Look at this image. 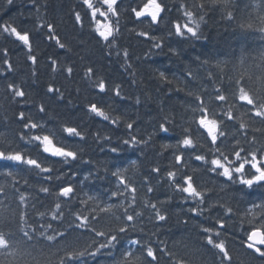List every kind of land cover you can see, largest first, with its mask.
I'll return each instance as SVG.
<instances>
[{
	"label": "snow or ice",
	"instance_id": "1",
	"mask_svg": "<svg viewBox=\"0 0 264 264\" xmlns=\"http://www.w3.org/2000/svg\"><path fill=\"white\" fill-rule=\"evenodd\" d=\"M14 3L15 0H6L9 7ZM24 3L30 10L35 9L36 19L33 28L31 30L26 28L24 20L17 23V20L9 18L0 22V36L17 44L20 51L26 53V63L32 67L31 76L38 78L36 66L39 57L34 52L33 31L42 34L47 43L54 42V47L64 50L66 54L72 49L61 39L53 23L43 21L40 14L43 6L40 0H24ZM124 4L125 0H98V4L94 3V0H81V10L74 11V27L81 31L89 29L92 39L101 47L104 54L109 57L115 54L122 66L129 70L134 67L131 55L129 50L119 43L123 33L121 20L124 19L121 15V5ZM180 7L187 17V22L181 27L179 18L169 19L168 35H174L180 40L200 39L201 23L205 15L199 14V19H196L193 11H189L183 4ZM198 7L201 13H204L206 8L211 11L219 7L225 13L226 19H235L233 12L228 11L234 7V0H206V3H201ZM257 7L261 9L258 17L261 26L257 27L249 20L241 23L240 27L244 30L258 31L264 37V7L261 5ZM166 11L168 9L163 0L159 2L146 0L141 4L131 0L124 9L127 19L133 24L148 25L154 29L159 28L164 22ZM20 15L30 19L31 11L28 15L23 12ZM99 17L103 18V22ZM85 20H88L87 24ZM129 31L134 32L137 37H142L143 41H151L148 52L144 53L145 59L164 47L154 32L136 31L135 28ZM169 50L172 55L178 54L175 48ZM2 55L4 58L0 79L7 80L6 73H12L14 68L7 59L9 55L7 48H4ZM245 59L242 54L241 64ZM260 60L261 64L257 67L264 73V52L261 53ZM200 63L207 65L210 61L203 59ZM224 63L227 61H217L216 67L219 68ZM46 64L52 73L64 75L65 79H70L74 75L73 66L60 67L57 52L46 58ZM130 74L133 77L136 75L134 71ZM198 75L199 73L194 74L189 70L185 74V80H195ZM85 78L90 81L89 87L94 90L95 95L101 97L88 101L87 113L113 126H119L122 120L130 121L126 123V138L121 141L127 148L147 146L154 136L164 140L175 127L180 126L181 133L175 137V143L161 144L165 150L172 149L173 159L164 168L153 165L139 181L126 175L130 170L133 172L138 170L135 160L127 167L116 166L109 169L104 165L106 172L110 173L107 183L114 186L104 189L102 194L85 193L87 199H81L73 183H54L60 181L62 175L56 174L54 165L77 160L81 149L66 146L63 137L57 138L55 133L45 127L43 121L48 115V108L43 101L40 102L35 116L30 113L26 117L25 111L19 110L15 116L18 127L22 128L18 139L13 134L11 138L5 137V141L0 143V162L8 169H0V178L4 181L0 183V197L3 198L0 199V223L8 229L0 230V256L5 258L0 260V264H88L89 258L96 259L104 254L103 250H107L106 254L111 256V250L117 248L122 239L127 247L120 252V258L116 259L114 264H161L162 260L163 264H202L200 249L206 246L214 250L212 264H232V256L226 241L221 237L228 230L229 221H233L232 228L235 229L233 217L238 215L239 203L235 201V197L231 202L224 201L219 193H226L235 185L244 189L264 187V143L257 147L258 137L252 135L249 138L250 130L264 137V74L257 77L259 87H250L242 74L239 79H234L227 85L221 82L220 86L214 87L212 91H201L199 87L188 88L187 95L190 99L186 103L191 119L189 120L186 114L185 123L181 126L174 118L165 116L153 126L150 133H147L148 139L136 134V121L131 120L126 113L112 115L115 111L113 104L103 100V95L109 92L105 78H97L92 66L86 68ZM208 78L214 83L220 81V77L211 72ZM159 79L171 83L164 72L159 73ZM248 79L252 80L253 77L249 76ZM185 87L187 88V84ZM5 91L11 94L6 96V99L19 104L23 109L22 102L28 95L24 86L9 82ZM44 95L50 101L65 99L63 90L54 83L47 85ZM110 99L113 101L126 99L120 84L114 86ZM135 102L140 105L141 98L137 97ZM68 103L71 104L72 101L69 100ZM224 105L229 106L227 111ZM238 106L243 109L242 115L247 116V121L239 122L237 125L238 117L233 109ZM62 131L77 144L86 140L85 134L77 126H63ZM95 135L98 142L100 133L97 132ZM240 137H243V143ZM103 140L111 142V137L104 135ZM245 144L248 147H245ZM31 151H37V155L33 156ZM109 151L118 154L121 148L115 145ZM193 161L198 163L194 165ZM32 176L36 177L35 191L29 200L18 185L23 181L25 186L32 187L30 183ZM89 179L88 176L84 177V181ZM98 179L104 180L105 177ZM210 184L212 187H209ZM165 185L167 192L164 199L151 195L158 187L164 188ZM141 191L145 193L143 199L139 195ZM17 193L19 203L13 210L10 201L16 199ZM53 196L54 207L47 203ZM176 199L180 204L188 205L186 209L180 210L181 213L187 212L188 216L182 217L177 213V222L188 225L193 219L197 221L195 225L197 240L185 245L190 248L187 259L177 257L166 245L158 247L150 238L145 241L142 235H131L138 229L140 233H145L147 224H151L157 231L167 224L170 219L168 206ZM5 201H9L7 206H4ZM89 202L95 205L91 211L85 212L77 206V204L86 206ZM232 203L237 204L236 209L232 207ZM66 206H69L68 212H65ZM29 207L31 212L28 211ZM254 209H259V214L255 213ZM245 212L251 214L252 219L247 221V227L241 224L242 245L254 253L255 257L264 258V200L258 203L251 202L250 208L245 206ZM34 214L38 218H35ZM12 224H16L15 232L11 230ZM28 224H31V231L25 230V225ZM74 234L76 240L71 241L69 237ZM152 235L156 233L153 232ZM85 236L88 239L81 242V238ZM159 243L165 244L164 241ZM7 257H11L12 260L7 261ZM261 264H264V260Z\"/></svg>",
	"mask_w": 264,
	"mask_h": 264
},
{
	"label": "trees",
	"instance_id": "2",
	"mask_svg": "<svg viewBox=\"0 0 264 264\" xmlns=\"http://www.w3.org/2000/svg\"><path fill=\"white\" fill-rule=\"evenodd\" d=\"M143 2H146V0H136V4ZM94 3L98 4V0H94ZM128 3H131V0H125V4L121 5V15L124 19L121 20L123 33L119 43L129 50L133 69L126 70L117 60L115 54L111 57L105 55L101 47L92 39L89 29L85 28L81 31L78 27H74V11L81 10V0H40V4L43 6L40 13L43 21L55 25L59 36L69 45L72 51L66 54L64 50L55 48L54 42L52 44L47 43L42 34L33 31L34 52L39 57V63L36 66L38 78L31 76L32 67L26 63V53L20 51L17 44L6 41L3 36H0V69H3L2 60L4 57L2 53L4 48L9 50L7 59L14 68L12 73H6L7 80L0 79V143L5 141V137L11 138L13 134L18 139L22 128L18 127L15 116L18 115L19 110H24L26 117L30 113L35 116L40 102L43 101L48 108V115L43 121L45 127L55 133L57 138L63 137L66 146L81 149L77 160L70 161L68 164L57 163L54 165L57 170L56 174H62L61 180L54 183H73L81 199H87L85 193L102 194L104 189L114 186L107 183L110 173L106 172L104 165L109 169L116 166L127 167L131 161L135 160L138 170L135 172L130 170L126 175L136 181L142 180L143 174L149 171L153 165L162 168L167 167L173 159L172 149L165 150L161 147V144L175 143V137L181 133V127L177 126L164 140L154 136L147 146L140 145L134 149L124 146L121 141L126 138V123L130 121L122 120L119 126H113L98 117H93L86 111L88 101L101 98L96 96L94 90L89 87L90 81L85 78L87 67L92 66L94 68L97 78L102 77L107 80L109 92L103 95V100L113 104L115 111L112 112V115L126 113L131 120L136 121V134L143 136L144 139H148L147 133H150L153 126L165 116L174 118L177 124L181 126L185 123L184 117L186 114L188 119H191V113L188 111L189 106L186 103L190 99L187 95L188 88L199 87L201 91H212L214 87L220 86L221 82L227 85L232 80L239 79L242 74L250 87H259L257 77L264 74L257 67L261 64L260 55L264 52V37L258 31L244 30L240 27L241 23L249 20L257 27L261 26V21L258 18L261 9L257 5L264 7V0H234V7L228 9V11L233 12L234 20L226 19L225 13L219 7L211 11L206 8L204 13H201L198 5L206 3V0H163V4L167 6L168 11L164 13V22L161 23L159 28L155 29L148 25L133 24L129 21L124 12ZM182 4L189 11H193L196 19H199V14L205 15V19L201 23L200 39L180 40L174 35H168L167 22L169 19L179 18L181 27L187 22V17L180 7ZM30 11V19H25L24 16L20 15L21 12L28 15ZM9 18L17 20V23H19V20H24L25 27L31 30L36 19V12L35 9L30 10L24 0H15L14 5L11 7L6 5V0H0V22L7 21ZM99 19L103 22L102 17H99ZM87 23L88 20H85V24ZM133 28L136 31L154 32L158 40L164 44V47L161 50H156L154 54L145 59L144 53L148 52L151 41H143L142 37H137L134 32L129 31ZM170 48H175L178 54L172 55ZM53 52L59 53L61 68L74 67L72 78L65 79L64 75L54 74L47 67L46 58ZM242 54L246 57L243 64L240 61ZM203 59H208L210 63L207 65L200 63ZM217 61H227V63L218 68L216 67ZM189 70L194 74L199 73L195 80H185V74ZM133 71L136 73L135 77L130 74ZM160 72H164L171 83L160 80ZM210 72L220 77V81L214 83L209 80ZM249 76H252L253 79L249 80ZM133 80H135V83H133ZM9 82L24 86V90L28 93L26 99L22 102L23 109L19 104L6 99V96L11 95L5 91ZM49 83H54L55 86L63 90L65 96L63 101H50L44 95ZM116 84L121 85L122 94L126 96L125 100L113 101L110 99L112 89ZM185 84H187V88ZM137 97L141 98L140 105L135 102ZM69 100L72 101L71 104L68 103ZM228 107V105H224L225 111ZM233 111L238 117L237 125L239 122L247 121V116L242 115V108L238 106ZM9 121H11L10 124ZM63 126H77L85 134L86 140L79 141L77 144L73 138L67 137L63 133ZM97 132L100 133L98 142L95 135ZM104 135L110 136L111 142L103 140ZM252 135L258 137L257 147L260 143H264V137L260 133L250 130L249 138ZM240 139L243 143V137H240ZM115 145H119L121 148L118 154L109 151ZM244 146L248 147L247 144ZM31 154L36 156L37 151H31ZM40 155L43 154L40 153ZM49 159L52 158L49 157ZM197 163L193 161L194 165ZM20 167L22 166H17V168ZM0 169L8 170L3 162H0ZM185 170L188 171V169ZM86 176L90 177L88 181H84ZM98 177H105V179L101 180ZM35 181L36 177L32 176L30 179L32 187L25 186L23 181L18 185L21 191L29 197V200H31V196L35 191ZM3 182V179L0 178V183ZM8 182L11 183L10 180ZM209 187H212V185L210 184ZM216 191L218 192L219 189L217 188ZM166 192L167 185L164 188L158 187L157 191L151 195L154 198L164 199ZM139 195L141 199L145 198L144 191H141ZM219 195L227 202H231L235 197V201L239 203L238 215L233 217L236 223L235 229L232 228L233 221H229L228 230L221 237L226 241V246L232 256V264H261L264 258L255 257L254 253L245 249L240 237L243 235L241 224L247 227V221L252 219V215L245 212V206L250 208L251 202L258 203L264 200V187L254 186L252 189H244L242 186L235 185L229 188L226 193H219ZM0 199L3 198L0 197ZM54 200V196L50 197L47 203L54 207ZM8 203L9 201H5L4 206H7ZM10 203L12 209H16L19 203V193H17L16 199L10 201ZM77 206L85 212L91 211L95 207L92 202H89L86 206L79 204ZM187 207V204H180L178 199L173 200L168 206L170 219L167 224L160 227L158 231L151 224H147L145 233H140L138 229L136 233L131 235H142L145 241L150 238L158 247L166 245L177 257L187 259L190 248L185 245L197 240V229L195 227L197 221L195 219L190 221L188 225L177 222V213H180L182 217L188 216L187 212H180L181 208L186 209ZM232 207L236 209L237 204L232 203ZM68 210L69 206H66L65 212H68ZM28 211H32L31 207ZM215 211L214 209L213 214H215ZM253 211L257 214L260 212L259 209ZM105 223L108 222L105 221ZM0 230L8 231L3 223H0ZM11 230L16 231V224L11 225ZM25 230L31 231V224L25 225ZM153 232L156 235H152ZM69 239L75 241V234ZM87 239L88 237L85 236L81 238V242ZM97 239L101 240L102 238ZM159 241H164L165 244H160ZM125 247L127 245L122 239L117 248L111 250V256L106 254L107 250H103L104 254L99 255L96 259L89 258L88 264H114L115 260L120 258V252ZM213 251L210 246L200 249L202 264H212ZM0 260H5V258L0 256ZM6 260L11 261L12 258L7 257ZM161 264H163V260Z\"/></svg>",
	"mask_w": 264,
	"mask_h": 264
}]
</instances>
